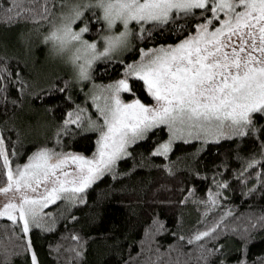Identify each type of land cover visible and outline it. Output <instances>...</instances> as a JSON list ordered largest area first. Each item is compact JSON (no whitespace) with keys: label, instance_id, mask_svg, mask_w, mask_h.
I'll use <instances>...</instances> for the list:
<instances>
[{"label":"trees","instance_id":"1","mask_svg":"<svg viewBox=\"0 0 264 264\" xmlns=\"http://www.w3.org/2000/svg\"><path fill=\"white\" fill-rule=\"evenodd\" d=\"M18 2L0 0V135L16 153L10 161L21 164L41 146L88 155L96 145L95 131L64 123L68 113L85 106L86 88L71 80L67 68L37 74L48 46L38 36L23 34L51 16L9 21ZM59 3L52 0V13ZM82 20L89 24L88 36L100 34L103 24L93 21L91 11ZM202 20L194 10L193 16L152 29L150 38L133 36L123 54L94 63L91 79L119 78L141 48L175 43ZM131 28L138 31L134 24ZM129 84L130 96L152 101L142 81ZM252 120L254 130L244 136L176 140L166 156L152 154L167 136L166 127L153 128L71 202L48 205V219L26 237L30 247L0 217V261L32 264L35 253L37 264H264V113L253 114ZM253 161L258 163L249 168ZM5 181L0 174V185ZM208 198L215 203L207 205ZM213 228L209 237L188 242Z\"/></svg>","mask_w":264,"mask_h":264},{"label":"snow or ice","instance_id":"2","mask_svg":"<svg viewBox=\"0 0 264 264\" xmlns=\"http://www.w3.org/2000/svg\"><path fill=\"white\" fill-rule=\"evenodd\" d=\"M51 2L19 0L16 16L9 15V21L16 17L34 22L47 20L54 15L49 7ZM61 2L68 10L59 13L58 23L53 25L45 42L51 41L58 52L72 51L70 62L78 70L80 80L90 79L93 61L112 60L114 54L127 50L133 36L138 40L150 38L152 29L193 16L194 10L200 11L203 22L196 23L193 33L174 45L140 49V59L125 65L122 78L104 86L109 95L93 97L102 98L104 105L97 106L103 122L88 121L99 132L97 150L91 158L41 148L27 163L13 167L10 155L16 153L9 152L4 136L0 135V174L8 181V187L0 192L9 191L13 184L17 190L30 188L33 182L39 185L49 175L56 176V170L62 169L69 159L77 165L79 173L72 180L57 177L58 187L46 189V195L39 199L25 196L19 205L9 202L0 209V217H6L9 226L18 229L22 236L17 239L27 247L30 229L41 227L43 216L47 215L44 208L61 198L72 199V195L82 193L105 172L112 171L116 161L128 155L127 146L144 139L153 128L166 125L172 132V137L152 153L166 156L172 140L181 138L185 132L200 138L223 135V130L229 129L234 135L244 136L254 130L253 114L264 113V0H75L71 5L68 0ZM90 10L93 21L102 23L108 33L99 37L103 42L100 51L97 41L84 39L90 31L87 21L79 30L72 27ZM8 11L12 13L13 9ZM132 24L138 31H133ZM117 25L123 30L113 31ZM133 79L143 82L155 105H145L138 98L127 103L121 99V93L132 92L129 81ZM3 91L0 87V93ZM80 122L78 113H68L65 128ZM53 156L57 157L55 164L49 163ZM256 163L253 161L248 167ZM62 175L67 177L69 173ZM66 184L77 186L65 187ZM60 193L70 195L62 197ZM260 221L264 222V216ZM214 231L213 228L200 232L188 242L200 241ZM31 260L37 264L35 253Z\"/></svg>","mask_w":264,"mask_h":264},{"label":"rangeland","instance_id":"3","mask_svg":"<svg viewBox=\"0 0 264 264\" xmlns=\"http://www.w3.org/2000/svg\"><path fill=\"white\" fill-rule=\"evenodd\" d=\"M74 2H75V0H68V5H71ZM67 10H68V8L65 7L62 2L59 3L57 8H56V10L53 12L54 15H51V17L44 23L36 24L34 26L29 27V29L27 30V33L23 34V35H25L24 37H27L29 35H33V36L35 35V36L39 37L41 42L46 43L45 42V37L49 35L50 31H52L53 25L58 23L57 17L59 16V13L61 11H67ZM91 13H92V11H91ZM202 22H203V20L201 22H199V23H202ZM83 23H84V21L82 19L80 21H77L75 24L72 25L73 30H79V28L83 26ZM132 25H130V27H132ZM121 30H123L122 27L120 25H117V27L113 31H121ZM193 31L191 33H189L188 35L192 34ZM89 32L85 33L84 39H87L89 42L97 41V50L98 51L102 50L103 49V42L99 40V37L101 35L108 34V33H106L104 31V26L102 27V30H101L100 34L99 33L98 34L92 33L90 35L91 36L90 37V36H88ZM188 35H186V36H188ZM186 36H184L180 40L184 39ZM180 40H178L175 43H166V44H160V45H153V46H149V47L141 48V49L155 48V47H158V46H161V45H174V44L178 43ZM46 44L48 46L47 50H46V54L44 56H41L39 58V63H37L38 65H40L39 69H37V74L43 75V76H48L49 71H54V70H51V68H55V67L67 68L68 74L71 77V80L73 82L77 83L78 85L80 83L81 84L83 83L85 88H86V92H87V101H86L85 106H83L80 109V110H83V111H79L78 112V114L81 116L80 124L82 126H85L86 129L94 130L92 127L89 126L88 121H90V120L91 121H96L98 124L103 122L102 117H100V114L98 112L97 106L103 107L104 100L102 98L98 99V100H94L93 97L94 96L103 97V96L109 95V93H107L106 91L103 90L104 86H107L109 84L114 83L115 81L121 79L122 76H120L119 78H116L114 80L107 81V82H96V81H93L91 79V75H90L91 74V68H92V66L94 65V63L96 61L100 60V59H98V60L93 61L91 67L89 68L90 79L89 80H80L79 77H78V70L70 62V57L72 55V51L69 50V51L61 53V52H58V50L56 48H54L53 43L51 41L47 42ZM129 47H130V45H129ZM125 51H122V52H119L117 54H114L113 57L120 56ZM139 59H140V51H139L138 58L133 60L130 63H133V62H135V61H137ZM121 99L124 102L127 103V102H131L133 99H136V98L130 96L129 93H121ZM142 103H144L145 105H149V106L155 105V102H154L153 99H152V101L150 103H146V102H142ZM73 119H75V116H73ZM164 126L166 127V130H167V136L165 137L164 140H162L160 143H158L153 148V152L155 151V149L161 143L167 142L170 139V137H172V132L169 130V128L166 125H164ZM94 131L96 133V142H97V140L99 138V132L96 131V130H94ZM223 133H224L223 135H207V136L202 135L200 138H196L195 134L188 135L185 132L182 135L181 138L173 139L171 145L176 140L199 139V140H203V141L205 140L206 141V140H213V139H218V138H221V137L234 135L229 129H224ZM171 145H170V147H171ZM41 148L50 149L54 153L72 154V155H76V156H83V157L91 158L93 156V154L97 150V143H96V145L94 147V150L88 155H84V154L76 153V152H71V151H58V150H55V149H53L51 147L41 146V147L37 148L35 151H33L27 157V159L24 162H22L21 164H16V165H23V164L27 163L28 162V158L30 156H32L34 153H36ZM56 162H57V157L56 156H53L52 159L49 161V163H51V164H55ZM12 166L14 167L15 165H12ZM62 172H68L69 175L67 177H64L62 175ZM78 174L79 173L77 172V165L75 163H73L69 159L62 169H57L56 170V176L49 175L48 179L47 180H43L42 179L41 183L39 185H37L35 182H33L32 186L30 188L21 187L19 190H17L16 187H15V184H13L12 188L9 191L0 192V209H3L4 205L9 203V202L19 205L21 199L23 197H25V196H27L29 198H32V199H39V198L43 197L44 195H46V189L50 190L54 186L58 187V184L55 183L57 177H59L62 180H72ZM74 186H77V185H72V184H66L65 185V187H74ZM7 187H8V181L6 179V181L3 183V185H0V189L7 188ZM32 188H35L36 190L33 191ZM60 195L62 197H64L65 195H70V194L60 193ZM78 195H80V193H75L74 195H72V199L61 198L59 200H61L62 204L63 203H67V202H71ZM214 200H211L210 198H208L206 200V204L211 206V204H212V202ZM56 201H58V200H56ZM50 204H52V203H50ZM48 211L49 210H47V207L43 209V213L44 214H47ZM47 219H48V216L44 215L43 219L41 221V224H43V222L46 221ZM27 236H28V234H27ZM148 241H149V235L147 234L146 237H145V240H144V244L145 243L147 244ZM73 251H75V248L73 249Z\"/></svg>","mask_w":264,"mask_h":264}]
</instances>
